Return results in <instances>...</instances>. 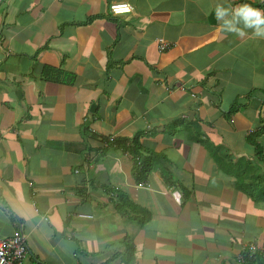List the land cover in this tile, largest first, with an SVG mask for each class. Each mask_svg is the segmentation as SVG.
<instances>
[{"label": "crops", "instance_id": "obj_1", "mask_svg": "<svg viewBox=\"0 0 264 264\" xmlns=\"http://www.w3.org/2000/svg\"><path fill=\"white\" fill-rule=\"evenodd\" d=\"M244 4L264 13L0 0V237L23 232L24 264H264V36Z\"/></svg>", "mask_w": 264, "mask_h": 264}, {"label": "built area", "instance_id": "obj_2", "mask_svg": "<svg viewBox=\"0 0 264 264\" xmlns=\"http://www.w3.org/2000/svg\"><path fill=\"white\" fill-rule=\"evenodd\" d=\"M119 6H127L128 11H116ZM109 10L114 15H121L131 12L132 7L125 1H114L109 5ZM159 48L164 50L167 48V42L159 38ZM252 252H256L259 247L251 244L249 246ZM28 248L25 242L24 234L22 231H17L9 237H0V264H24V259L27 255Z\"/></svg>", "mask_w": 264, "mask_h": 264}, {"label": "clouds", "instance_id": "obj_3", "mask_svg": "<svg viewBox=\"0 0 264 264\" xmlns=\"http://www.w3.org/2000/svg\"><path fill=\"white\" fill-rule=\"evenodd\" d=\"M127 6H119L116 8V11H128ZM227 10L221 11L219 7L217 8V19H220L225 15V12ZM237 16H242L244 21H245V26L246 27H256V31L254 33L255 36H264V28H261V25H264V13L258 8H254L249 4H244L240 6L237 11H236ZM231 21L225 20L224 24L228 25L230 24ZM229 30L231 31H236L239 35L243 36L245 33L242 29H235V28H230Z\"/></svg>", "mask_w": 264, "mask_h": 264}, {"label": "rangeland", "instance_id": "obj_4", "mask_svg": "<svg viewBox=\"0 0 264 264\" xmlns=\"http://www.w3.org/2000/svg\"><path fill=\"white\" fill-rule=\"evenodd\" d=\"M125 2H127V1H125ZM127 3H129V2H127ZM130 5H131V3H129ZM131 7H132V10H131V12L133 11V6L131 5ZM109 12H110V14L113 16V17H119V16H124V15H127V14H129V13H131V12H129V13H126V14H121V15H114L110 10H109Z\"/></svg>", "mask_w": 264, "mask_h": 264}]
</instances>
